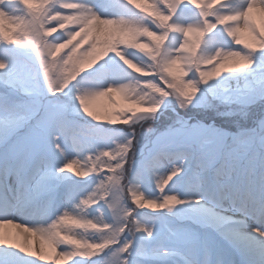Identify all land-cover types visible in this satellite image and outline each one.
I'll use <instances>...</instances> for the list:
<instances>
[{
    "label": "snow or ice",
    "instance_id": "snow-or-ice-1",
    "mask_svg": "<svg viewBox=\"0 0 264 264\" xmlns=\"http://www.w3.org/2000/svg\"><path fill=\"white\" fill-rule=\"evenodd\" d=\"M0 264H264V0H0Z\"/></svg>",
    "mask_w": 264,
    "mask_h": 264
},
{
    "label": "rangeland",
    "instance_id": "rangeland-1",
    "mask_svg": "<svg viewBox=\"0 0 264 264\" xmlns=\"http://www.w3.org/2000/svg\"><path fill=\"white\" fill-rule=\"evenodd\" d=\"M106 101L105 100H103V99H101V101H100V103H105ZM141 191H142V189H141ZM128 196H129V200L131 199V196H130V193H126Z\"/></svg>",
    "mask_w": 264,
    "mask_h": 264
},
{
    "label": "bare ground",
    "instance_id": "bare-ground-1",
    "mask_svg": "<svg viewBox=\"0 0 264 264\" xmlns=\"http://www.w3.org/2000/svg\"><path fill=\"white\" fill-rule=\"evenodd\" d=\"M5 227L11 229V226L10 225H6ZM11 230L14 231V229H11Z\"/></svg>",
    "mask_w": 264,
    "mask_h": 264
}]
</instances>
